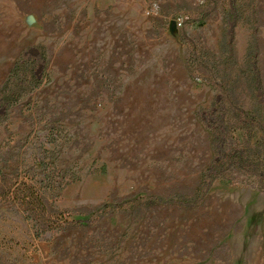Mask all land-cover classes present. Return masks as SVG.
<instances>
[{
  "label": "rangeland",
  "instance_id": "1",
  "mask_svg": "<svg viewBox=\"0 0 264 264\" xmlns=\"http://www.w3.org/2000/svg\"><path fill=\"white\" fill-rule=\"evenodd\" d=\"M35 50L0 108V264H264V178L209 169L205 114L260 111L264 0H0V86Z\"/></svg>",
  "mask_w": 264,
  "mask_h": 264
},
{
  "label": "trees",
  "instance_id": "2",
  "mask_svg": "<svg viewBox=\"0 0 264 264\" xmlns=\"http://www.w3.org/2000/svg\"><path fill=\"white\" fill-rule=\"evenodd\" d=\"M186 41L191 52H194L196 50L195 43L192 39H186ZM227 46L229 53L232 54L231 32L228 33ZM44 63V55L41 50H35L34 53L27 51L13 63L0 86V108L2 113L8 105L16 103L24 93L30 92L40 85L45 68ZM217 83H219L217 87L222 89L221 83ZM225 103L226 101L219 96L213 104L216 105V108L205 113L208 116L213 114L215 110L218 111V117L215 118L216 124L211 127L215 154L212 166L209 169L214 172L216 168L224 167L227 161H231L232 165H237L246 170L250 166L255 167L254 173L264 178V103L260 105L258 113L232 105L233 114L240 123L255 128L260 133L261 144H258L260 147L257 150L248 147L246 142L240 143L236 140L233 132L236 128H242V125L235 126L234 123L228 121V118L224 116ZM219 160L225 162L217 166ZM215 176L216 173H213L212 179ZM23 197L26 200H36L39 205L43 206L42 197L39 194L30 193L29 195H23ZM35 222L39 221L35 220Z\"/></svg>",
  "mask_w": 264,
  "mask_h": 264
}]
</instances>
